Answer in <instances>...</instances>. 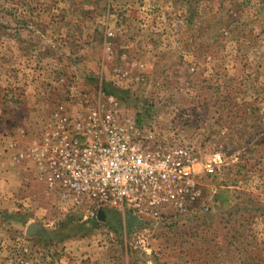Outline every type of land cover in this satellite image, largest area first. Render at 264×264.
Segmentation results:
<instances>
[{
	"label": "rangeland",
	"instance_id": "1",
	"mask_svg": "<svg viewBox=\"0 0 264 264\" xmlns=\"http://www.w3.org/2000/svg\"><path fill=\"white\" fill-rule=\"evenodd\" d=\"M101 84L121 122L192 150L196 211L126 235L118 210L53 208L17 160ZM116 263L264 264V0H0V264Z\"/></svg>",
	"mask_w": 264,
	"mask_h": 264
},
{
	"label": "built area",
	"instance_id": "2",
	"mask_svg": "<svg viewBox=\"0 0 264 264\" xmlns=\"http://www.w3.org/2000/svg\"><path fill=\"white\" fill-rule=\"evenodd\" d=\"M116 106L101 84L87 112L55 110L17 160L36 166L53 208L87 222L118 210L126 235L196 211L202 191L192 150L154 145V134L121 122Z\"/></svg>",
	"mask_w": 264,
	"mask_h": 264
},
{
	"label": "water",
	"instance_id": "3",
	"mask_svg": "<svg viewBox=\"0 0 264 264\" xmlns=\"http://www.w3.org/2000/svg\"><path fill=\"white\" fill-rule=\"evenodd\" d=\"M106 218H107V216H106L105 212H102V211H101V212L99 213V220H100V221H105Z\"/></svg>",
	"mask_w": 264,
	"mask_h": 264
},
{
	"label": "crops",
	"instance_id": "4",
	"mask_svg": "<svg viewBox=\"0 0 264 264\" xmlns=\"http://www.w3.org/2000/svg\"><path fill=\"white\" fill-rule=\"evenodd\" d=\"M35 170H37V169H35ZM36 172V171H35ZM35 175V174H34Z\"/></svg>",
	"mask_w": 264,
	"mask_h": 264
}]
</instances>
